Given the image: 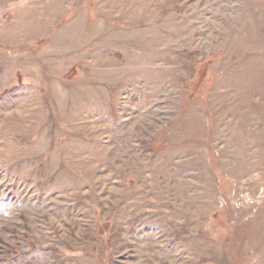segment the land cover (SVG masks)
<instances>
[{
    "label": "rangeland",
    "instance_id": "rangeland-1",
    "mask_svg": "<svg viewBox=\"0 0 264 264\" xmlns=\"http://www.w3.org/2000/svg\"><path fill=\"white\" fill-rule=\"evenodd\" d=\"M0 264H264V0H0Z\"/></svg>",
    "mask_w": 264,
    "mask_h": 264
}]
</instances>
